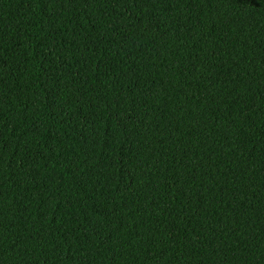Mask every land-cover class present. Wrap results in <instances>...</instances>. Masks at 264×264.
Segmentation results:
<instances>
[{"label": "trees", "instance_id": "1", "mask_svg": "<svg viewBox=\"0 0 264 264\" xmlns=\"http://www.w3.org/2000/svg\"><path fill=\"white\" fill-rule=\"evenodd\" d=\"M0 264H264V0H0Z\"/></svg>", "mask_w": 264, "mask_h": 264}]
</instances>
